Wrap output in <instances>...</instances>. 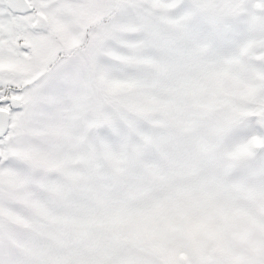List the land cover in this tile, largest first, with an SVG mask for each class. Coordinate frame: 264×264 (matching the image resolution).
Here are the masks:
<instances>
[{
  "label": "snow or ice",
  "instance_id": "snow-or-ice-1",
  "mask_svg": "<svg viewBox=\"0 0 264 264\" xmlns=\"http://www.w3.org/2000/svg\"><path fill=\"white\" fill-rule=\"evenodd\" d=\"M0 264H264V0H0Z\"/></svg>",
  "mask_w": 264,
  "mask_h": 264
}]
</instances>
